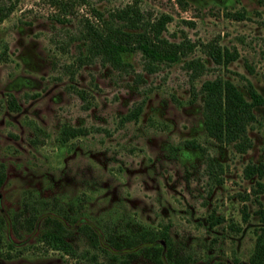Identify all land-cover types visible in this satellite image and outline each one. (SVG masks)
I'll return each mask as SVG.
<instances>
[{
    "label": "rangeland",
    "instance_id": "1",
    "mask_svg": "<svg viewBox=\"0 0 264 264\" xmlns=\"http://www.w3.org/2000/svg\"><path fill=\"white\" fill-rule=\"evenodd\" d=\"M135 1L147 19L171 15L164 37L194 51L153 74L141 53L125 56L131 67L124 71L101 58L80 67L82 21L94 8L108 18ZM186 2L182 9L177 0H87L60 24L52 0H21L0 25V264H151L116 261L84 237L75 258L17 237L9 214L42 198L76 203L103 234L128 221L167 232L187 264H250L264 195H253L258 179L246 170L264 160V108L249 131L252 148L241 154L208 135L201 88L222 78L244 93L253 85L264 98V3ZM218 50L237 59L218 63L210 55ZM11 96L19 112L10 109ZM142 102L139 119L124 122ZM65 126L88 135L63 142ZM218 218L224 222L213 226Z\"/></svg>",
    "mask_w": 264,
    "mask_h": 264
},
{
    "label": "trees",
    "instance_id": "2",
    "mask_svg": "<svg viewBox=\"0 0 264 264\" xmlns=\"http://www.w3.org/2000/svg\"><path fill=\"white\" fill-rule=\"evenodd\" d=\"M21 0H2L0 4V25L16 10ZM264 3V0H259ZM182 9H186V0H177ZM87 0H52L57 9V21L68 23L74 15L76 6H84ZM92 17L82 21V29L77 41L83 42L86 53L81 51L79 66L92 63L101 58L105 64L114 69L124 71L131 65L126 61L128 54L141 53L148 73H155L162 65H173L187 58L195 46L187 41L174 43L164 37L167 25L173 18L163 14L158 20L146 18L139 3L113 11L108 18L97 9H93ZM236 19L242 16L236 15ZM8 47L2 57L6 59ZM218 63L229 65L237 56L229 51L218 50L210 54ZM2 59V60H3ZM202 67L199 62H191ZM204 96V119L208 135L219 143L233 145L237 152L245 154L252 148L249 131L257 122L256 110L264 108V98L253 85H249L244 93L239 86L230 80L219 78L207 81L201 88ZM82 99L84 92H78ZM10 109L19 112L20 107L12 96ZM144 109L142 102L135 110L124 117L123 121H137ZM88 135L83 128L65 126L61 131V139L67 142ZM192 146L195 144L192 142ZM248 179L258 181L252 191L257 198L264 195V160L260 164L251 165L246 170ZM6 183V175L0 172V192ZM258 200V199H257ZM38 206L30 208L28 200L22 202L17 212L8 216L10 227L17 237L35 238L52 251L75 258L77 241L84 237L93 249H97L118 261L134 260L138 257L148 259L151 264H187L188 261L176 255L171 244L169 233L153 230L146 226L131 227L126 222L124 227L110 229L106 234L85 219V213L74 202L62 206L58 200L44 199ZM260 214L264 219V211ZM223 218L213 222V226L221 225ZM6 218L0 216V228L4 227ZM250 264H264V227L258 235Z\"/></svg>",
    "mask_w": 264,
    "mask_h": 264
}]
</instances>
